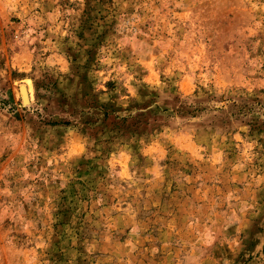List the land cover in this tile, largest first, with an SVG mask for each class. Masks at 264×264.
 <instances>
[{
  "label": "rangeland",
  "instance_id": "374dc122",
  "mask_svg": "<svg viewBox=\"0 0 264 264\" xmlns=\"http://www.w3.org/2000/svg\"><path fill=\"white\" fill-rule=\"evenodd\" d=\"M0 264H264V0H0Z\"/></svg>",
  "mask_w": 264,
  "mask_h": 264
},
{
  "label": "bare ground",
  "instance_id": "6f19581e",
  "mask_svg": "<svg viewBox=\"0 0 264 264\" xmlns=\"http://www.w3.org/2000/svg\"><path fill=\"white\" fill-rule=\"evenodd\" d=\"M22 91H23V90H22ZM22 94H25V93H24V91H23V93H22ZM23 96H24V95H23Z\"/></svg>",
  "mask_w": 264,
  "mask_h": 264
}]
</instances>
